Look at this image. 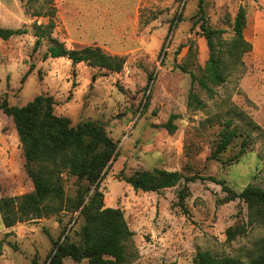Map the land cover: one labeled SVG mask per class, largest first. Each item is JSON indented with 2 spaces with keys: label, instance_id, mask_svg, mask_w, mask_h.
Wrapping results in <instances>:
<instances>
[{
  "label": "rangeland",
  "instance_id": "1",
  "mask_svg": "<svg viewBox=\"0 0 264 264\" xmlns=\"http://www.w3.org/2000/svg\"><path fill=\"white\" fill-rule=\"evenodd\" d=\"M200 1L0 0V25L28 30L0 38V101L22 107L37 96H52L57 116L73 126L101 125L117 143L118 158L99 189L105 208L121 209L134 233L126 244L129 264H195L200 252L248 261L264 251V220L252 219L243 200L228 201L227 191L215 182L224 181L235 193L249 185L264 189V0H202L207 25L224 30L226 43L244 8V34L252 50L214 98L195 86L204 107L194 109L189 107L191 73L199 75L210 54L196 23ZM53 8L55 29L34 52L36 27L48 26ZM52 39L69 50L100 47L126 57L125 67L115 73L89 63L74 65L67 57L45 60ZM230 120L237 136L217 154ZM169 121L174 132L166 128ZM154 169L179 172L183 179L157 193L135 191L120 178ZM60 177L63 210L10 229L0 213V264H48L54 241L81 243L85 220L68 208L80 183L67 171ZM34 189L14 121L0 110V199ZM229 229L236 232L232 239ZM63 264L88 260L67 258Z\"/></svg>",
  "mask_w": 264,
  "mask_h": 264
},
{
  "label": "trees",
  "instance_id": "2",
  "mask_svg": "<svg viewBox=\"0 0 264 264\" xmlns=\"http://www.w3.org/2000/svg\"><path fill=\"white\" fill-rule=\"evenodd\" d=\"M200 1L197 24L209 48V59L199 75L191 73L192 88L189 96V107L202 109L203 101L197 95V85L210 98L216 95V88L227 82L243 65V57L252 50V44L245 38L247 12L240 8L234 20V37L229 42L221 40L224 30H215L207 25L206 11ZM56 9L49 13L50 23L46 27L38 25L35 36L37 41L34 52H37L45 37H50L55 29ZM42 16V15H41ZM27 29H7L0 25V38L9 40L12 37L27 34ZM220 38L217 42L216 39ZM67 57L74 65L89 63L98 67L121 73L126 64V57L110 55L100 47L88 46L80 50H69L64 43L52 39L44 58ZM184 68V67H183ZM184 70H186L184 68ZM32 72V68L25 78ZM0 110L14 121L26 160V170L34 184V191L22 197L0 199V213L5 228H13L18 223L41 219L63 210L66 200L65 190L60 175L67 171L77 177L80 183L76 196L70 199L68 208L72 212L80 211L85 223L81 229L80 244L67 240L54 241L53 251L48 264H63L71 258L80 263L87 258L88 264H129L130 256L126 251L134 233L129 228L124 213L119 208H105L104 195L99 183L106 176L112 162L117 160L118 145L110 138L103 126L91 121L72 125L70 119L55 114V100L52 96H37L25 106H12L8 100L0 101ZM253 124L252 120L244 116ZM232 121H227L216 149L217 154L224 153L237 136L231 129ZM166 128L174 132L169 121ZM242 143L239 156L247 147ZM122 181L135 191L157 192L177 186L183 176L179 172L163 169L137 171L131 176H120ZM196 178L186 179L188 182ZM215 180V179H213ZM82 181L88 186L81 185ZM227 191L228 201L243 200L249 207L252 219L264 220V189L249 185L241 193L230 190L224 181H215ZM93 193L91 194V191ZM60 205V206H59ZM251 219V220H252ZM253 221V220H252ZM229 239L236 236L228 230ZM195 264H264V251L252 255L248 261L234 257H215L209 252H200Z\"/></svg>",
  "mask_w": 264,
  "mask_h": 264
},
{
  "label": "water",
  "instance_id": "3",
  "mask_svg": "<svg viewBox=\"0 0 264 264\" xmlns=\"http://www.w3.org/2000/svg\"><path fill=\"white\" fill-rule=\"evenodd\" d=\"M86 258H89V256H88V255H86Z\"/></svg>",
  "mask_w": 264,
  "mask_h": 264
}]
</instances>
